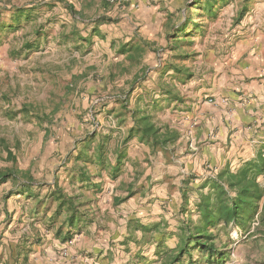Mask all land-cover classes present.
<instances>
[{
    "label": "rangeland",
    "instance_id": "obj_1",
    "mask_svg": "<svg viewBox=\"0 0 264 264\" xmlns=\"http://www.w3.org/2000/svg\"><path fill=\"white\" fill-rule=\"evenodd\" d=\"M105 1L0 0V22L9 20L8 11L12 7L34 5L30 9L31 19L22 21L21 26L9 31L0 44V172L17 168L28 171L32 177L28 193L24 191L22 179L10 178L0 183V239L2 229H8L11 221L10 229H21L22 226L16 223V216L25 214L24 206L30 204L25 202L26 199L34 200L39 195L34 194L36 189L45 188L51 173L57 172L60 159H53L50 149L61 146L67 152L70 148L73 150L75 144L80 147L85 136L92 131L100 134L105 131L102 125L106 122L104 114L107 106L112 103L111 107H115L119 96H125L130 90L128 96L131 100L143 92H146V98L153 96L159 100L158 105L150 110L154 121L158 124L168 122L185 134V118L179 112L184 105H188L186 101L196 100L199 95L213 94L221 80L230 82L243 76V82H248L250 76L247 77L245 71L256 56L263 63L260 68L264 69V0H251L252 13L249 14L250 10L239 23L233 21L239 0H231L215 18L203 19L206 25L203 34L194 33L189 38L190 45H186V49L189 53L194 50L197 54L179 62L190 67L193 76L185 83L176 85L184 102L177 106L167 105L159 86L171 81L173 71L165 69L164 61L170 58L172 51L167 43L159 45L150 58L145 59V67L141 70L118 58L105 38L109 20L99 22L97 30L92 31L97 24L98 10L101 16L105 12ZM65 3L74 7L77 11L75 15L71 14ZM96 5L97 11L94 10ZM247 15L252 20L245 21ZM184 18L185 11L175 20L181 22ZM38 29L40 35L37 37L35 31ZM81 37L89 41L83 42ZM249 38L257 41L258 45L250 47L253 49L250 56L236 57L239 46L242 43L245 46L248 41L241 40ZM26 41L38 44L29 50L22 49ZM163 70L166 72L163 73ZM102 95H112L115 100L90 106L92 99ZM24 106L27 112L20 111ZM3 141L11 150L14 163L6 159ZM184 141L187 142L184 139L180 144H175L177 151H184V146H188L189 141ZM109 143L112 145V140ZM206 169L202 166L200 172L205 170L203 174L189 171L183 175L184 179L195 177L188 187L190 202L196 196L191 187L197 186L200 177L210 170L208 168L206 172ZM183 180L176 175L159 180V185L154 187L157 190L154 199L158 202L154 205L151 203L149 211L137 209L134 214L141 212V217H146L145 213L153 217L165 213L171 225L174 224L172 214L180 203ZM129 189L133 190V186ZM43 196L49 198L48 191L43 192ZM235 230H230L233 243L227 264H254L263 252L248 238L236 236ZM74 238L76 241L77 237ZM173 241V238H167L168 244ZM131 245L129 250L116 245L114 256L118 264H148L132 259L139 246L133 242ZM153 250V244H146L142 247V255L151 260Z\"/></svg>",
    "mask_w": 264,
    "mask_h": 264
},
{
    "label": "crops",
    "instance_id": "obj_2",
    "mask_svg": "<svg viewBox=\"0 0 264 264\" xmlns=\"http://www.w3.org/2000/svg\"><path fill=\"white\" fill-rule=\"evenodd\" d=\"M188 2L130 0L122 5H113L105 1L107 7L103 17L106 16L105 21L109 19V30L105 31V38L116 56L125 62V55L118 53L121 45H142L145 42L147 45L144 46L142 57L133 63L137 70H141L145 67V59L150 58L156 47L167 43V34L180 23L175 19L183 15ZM97 6L95 11L98 10ZM99 14L98 10V20L101 16ZM245 18V21L252 20L250 15ZM242 41L247 42L245 46L243 43L239 46L236 57L245 54L250 56L253 51L251 46L258 45L252 38ZM255 58L245 71L247 77L250 76L248 82H243V76L230 82L221 80L213 94L199 95L196 100L186 101L188 105H184V109L179 112L185 118V134L168 122L158 124L155 120L159 126L175 128L179 135L178 140L166 150L152 151L135 137L123 142L133 125L130 114L122 108L125 96L116 99L118 103L114 104L115 107H111L112 103L107 106L104 114L106 122L102 125L105 131L102 130L101 134L96 132L98 136L112 140V145L108 141L102 163L94 160V156L93 162L76 160L80 148L76 144L73 150L70 148L67 152L61 146L51 148L52 158L60 159L59 168L55 174L51 173L45 188L36 189L34 194L39 195L34 200L26 199L25 202L32 204V207L30 204L24 206L25 214L16 216V223L22 226L21 229H10L13 221L8 229H2L0 264H118L114 256L116 245L124 250L132 247L133 241L128 245L122 242L129 219H138L144 224L158 220L170 223L165 213L153 217H148L147 213L146 217H141V212L134 214L137 209H148L151 203L154 205L158 202L154 199L157 192L154 187L159 185V180L171 175L183 180L184 174L189 171L199 173L202 166L204 169L209 168L208 172L227 167L237 169L246 160L254 159L258 154L263 155L264 69L260 68L263 63L259 62L257 56ZM124 66L127 68V65ZM126 103L129 108H133L135 98L131 100L128 96ZM166 104L177 106L178 103ZM184 139L189 141L188 146H184V151H177L175 144H180ZM117 152H122L124 158L118 174L112 177L110 169L115 164ZM66 155L69 156L66 158ZM81 171L85 172L86 180H80L78 175ZM54 183L73 195L75 202L81 204L82 211L85 210L87 214L71 227L73 238L77 237L71 245L69 241L73 238L64 241L55 235L64 215L56 218L55 225L49 223L57 204L51 202L50 197H44L43 192L49 193ZM130 186H133V190L129 189ZM61 226L65 231V225ZM136 235L140 236V233L137 231ZM64 251L66 255H63Z\"/></svg>",
    "mask_w": 264,
    "mask_h": 264
},
{
    "label": "trees",
    "instance_id": "obj_3",
    "mask_svg": "<svg viewBox=\"0 0 264 264\" xmlns=\"http://www.w3.org/2000/svg\"><path fill=\"white\" fill-rule=\"evenodd\" d=\"M230 1L191 0L186 4L184 20L173 26L167 34L166 42L172 53L170 58L164 61V66L165 69H171L173 72L170 75V83L159 86V91L167 103L184 102L176 85L185 83L193 76L190 67L179 62L191 59L197 54L194 50L189 53L186 49V45H190L189 38L194 33L203 34L206 26L203 19L215 18ZM239 3L233 20L237 23L251 10V0H239ZM65 5L71 14H76L77 11L71 4L65 3ZM33 6L9 9V20L0 22V44L9 31L21 26L22 21L28 22L31 19L30 9ZM105 20L106 18L100 16L99 20L95 21L97 24L92 31H96L98 23ZM35 34L38 37L40 29L35 31ZM80 40L89 41L86 37H81ZM34 44L38 43L26 41L22 49L29 50ZM146 45L145 42L142 45L124 43L118 53L125 55V60L133 65L142 57ZM165 72L166 70H163V73ZM130 93L131 90L126 93L122 108L130 114L133 125L123 142L135 137L139 142L149 146L152 151L168 149L178 140L179 135L175 128L167 125L159 126L154 121L150 110L158 105L159 100L154 99L153 96L146 98V92H143L135 98L134 107L129 108L126 99ZM20 111L28 110L24 106ZM108 140L107 137L104 139L102 136H97L96 131L87 134L76 160L93 162L94 156V160L102 163L108 148ZM1 143L6 151V159L14 163V156L7 143L4 141ZM123 158V153L117 152L115 164L110 169L112 177L118 174ZM263 171L264 157L258 154L254 159L246 160L237 169L227 167L219 171H211L212 173L208 172L200 177L197 186L192 185L191 188L196 193L192 202L188 187L195 177L185 178L180 186V203L172 214L175 223L171 225L166 220H158L144 224L138 219H129L126 223L127 233L122 241L123 244L128 245L133 241L139 246L132 257L137 262L143 260L148 264H227L231 257L230 246L233 243L230 230L237 228L244 238H248L260 252H263L261 258L256 259L254 264H264V187L259 184V177ZM84 173V171L79 173L80 180H86L87 176ZM10 178L22 179L24 191L28 193L32 185V177L28 171L13 168L0 172V183ZM48 196L51 202L57 204L49 223L55 225L56 218L64 215L55 235L64 241L71 240L74 236L71 227L87 215L85 210L82 211V205L75 202L76 198L73 195H69L56 183L53 184ZM254 222L257 224L253 225ZM61 225H65V231L62 230ZM137 231L140 236L136 235ZM169 237L174 239L172 244L167 242ZM146 244L154 245L152 254L155 258L151 262L142 255V247Z\"/></svg>",
    "mask_w": 264,
    "mask_h": 264
},
{
    "label": "built area",
    "instance_id": "obj_4",
    "mask_svg": "<svg viewBox=\"0 0 264 264\" xmlns=\"http://www.w3.org/2000/svg\"><path fill=\"white\" fill-rule=\"evenodd\" d=\"M109 4H113V5H122V4H125V3H128L130 0H106ZM112 98H114L112 95H102V96H98V97H95L94 99H92V102L91 104L94 106V105H97V104H100L101 102H104V101H108V100H111ZM222 102V101H221ZM264 157V154L262 155ZM212 173V172H211ZM212 175V174H211ZM259 184L264 187V171L263 173L260 175L259 177ZM257 223L254 222L253 225H256ZM233 229H236L235 230V233H236V236H240L242 237V234L241 232L237 229V228H233ZM238 233V234H237ZM75 240V238H73V240L69 241V244H71L73 241ZM67 253L64 251L63 252V255H66Z\"/></svg>",
    "mask_w": 264,
    "mask_h": 264
}]
</instances>
